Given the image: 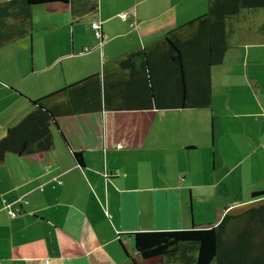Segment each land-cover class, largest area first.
Segmentation results:
<instances>
[{"label": "crops", "instance_id": "0c3cea01", "mask_svg": "<svg viewBox=\"0 0 264 264\" xmlns=\"http://www.w3.org/2000/svg\"><path fill=\"white\" fill-rule=\"evenodd\" d=\"M209 1L97 0V13L78 0L0 6V39L14 35L0 45V140L32 102L116 70L129 54L206 15ZM226 24L228 50L211 69L209 107L66 116L52 127L49 152L5 156L0 264H143L135 233L216 227L264 202L252 198L264 191V10Z\"/></svg>", "mask_w": 264, "mask_h": 264}, {"label": "trees", "instance_id": "16d2710c", "mask_svg": "<svg viewBox=\"0 0 264 264\" xmlns=\"http://www.w3.org/2000/svg\"><path fill=\"white\" fill-rule=\"evenodd\" d=\"M71 2L11 0L0 6L17 10L21 4L40 6ZM78 4L88 6L91 13L98 11L97 0H78ZM258 10H264V0H210L206 15L167 34L150 48L129 54L118 62L116 70L103 69L97 76L32 102L34 110L0 140V162L7 154L34 156L49 152L54 146L52 127L62 117L101 111L209 107L211 69L222 64L228 50L227 19L242 11ZM20 17L21 26L30 23L29 13L20 14ZM182 29H187V35H181ZM13 38L14 35L1 38L0 45ZM252 198L264 201V191L254 192ZM134 246L143 261L264 264V202L241 214L226 215L216 227L135 233Z\"/></svg>", "mask_w": 264, "mask_h": 264}, {"label": "rangeland", "instance_id": "374dc122", "mask_svg": "<svg viewBox=\"0 0 264 264\" xmlns=\"http://www.w3.org/2000/svg\"><path fill=\"white\" fill-rule=\"evenodd\" d=\"M35 10H36V12H38L39 10H42L40 7H37V8H34ZM88 16H90V15H86L85 16V18L81 21V22H79L80 23V26H79V35H77L76 36V41L78 42V45L80 44V43H82L83 42V40H84V38H85V36H84V26H85V22L87 21V19H88ZM53 25H56V24H53ZM36 27H38V25H36ZM76 42V43H77ZM87 47H90V46H87ZM57 50H53V51H51L52 53L53 52H56ZM165 123V125H168V123H166V122H164ZM176 123H177V121H176ZM154 137H150V139H153ZM154 139H156V138H154ZM258 205H260V204H257V205H253V206H251L250 208H252V207H255V206H258ZM243 212H245V211H243ZM242 212H240V213H237V214H233V215H238V214H241ZM235 229V228H234ZM234 229L232 230V231H234ZM143 264H175L174 262L172 263V262H169L168 260H163V261H160V260H158V259H153V260H149V261H145ZM180 264H182V263H180Z\"/></svg>", "mask_w": 264, "mask_h": 264}, {"label": "built area", "instance_id": "2783aa9c", "mask_svg": "<svg viewBox=\"0 0 264 264\" xmlns=\"http://www.w3.org/2000/svg\"><path fill=\"white\" fill-rule=\"evenodd\" d=\"M121 18H123L124 20L127 19V14H122ZM92 29L95 31L96 38L99 39L100 41H103L105 37L103 36V34H102L101 30H100L101 29L100 24L97 23V22L93 23L92 24ZM86 51H88V50H85V52ZM9 215L11 216V218H16L17 217V214L14 211L9 212Z\"/></svg>", "mask_w": 264, "mask_h": 264}]
</instances>
